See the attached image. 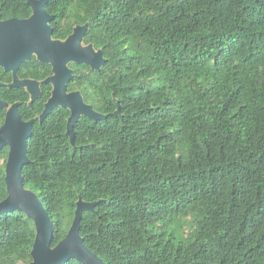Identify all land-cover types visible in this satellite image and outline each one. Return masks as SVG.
Wrapping results in <instances>:
<instances>
[{"label":"trees","instance_id":"1","mask_svg":"<svg viewBox=\"0 0 264 264\" xmlns=\"http://www.w3.org/2000/svg\"><path fill=\"white\" fill-rule=\"evenodd\" d=\"M46 10L56 40L89 24L84 43L107 62L71 64L69 91L109 115L82 117L73 145L69 110L39 121L52 85L32 107L26 89L0 88L36 120L23 174L53 221V246L82 198L101 201L81 235L106 264H264V0H50ZM0 15L27 19L32 8L0 0ZM52 74L36 57L19 70ZM0 81L12 73L0 68ZM8 155L0 149V202ZM35 238L26 214L0 215V264H31Z\"/></svg>","mask_w":264,"mask_h":264},{"label":"water","instance_id":"2","mask_svg":"<svg viewBox=\"0 0 264 264\" xmlns=\"http://www.w3.org/2000/svg\"><path fill=\"white\" fill-rule=\"evenodd\" d=\"M50 0H28L32 15L27 19L13 18L3 20L0 15V68L12 73L13 81L0 88H22L30 94L29 106L42 96L41 86L53 87L51 97L45 104L39 117L42 124L54 111H70L67 122V135L75 144V126L82 117L93 121L109 117L85 102L81 91H69V84L74 77L71 64L86 65L92 70L100 71L107 60L102 50H96L93 44L84 41L89 24L77 25L65 40L53 39L51 22L54 16L46 10ZM34 57L41 63L52 66V75L44 81L21 79L19 70L22 65ZM117 110L113 114L122 118L120 105L114 100ZM21 103L13 105L0 99V110H7L5 122L0 127V149L8 147L5 183L7 198L0 202V215L21 212L33 220L36 238L31 253V264H66L77 260L82 264H106L85 244L81 235V221L86 211L95 212L99 202H86L82 198L77 202V210L72 226L64 239L56 246L54 241V224L38 194L26 188L24 168L31 164L28 157L29 141L33 136L35 119L25 121L19 112Z\"/></svg>","mask_w":264,"mask_h":264}]
</instances>
